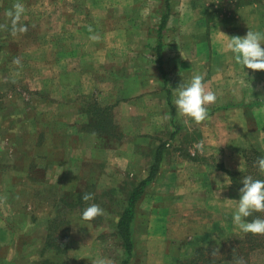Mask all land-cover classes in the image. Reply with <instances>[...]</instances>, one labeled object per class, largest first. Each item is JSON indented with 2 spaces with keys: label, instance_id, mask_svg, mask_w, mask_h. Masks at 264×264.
Returning a JSON list of instances; mask_svg holds the SVG:
<instances>
[{
  "label": "crops",
  "instance_id": "0c3cea01",
  "mask_svg": "<svg viewBox=\"0 0 264 264\" xmlns=\"http://www.w3.org/2000/svg\"><path fill=\"white\" fill-rule=\"evenodd\" d=\"M97 4L98 1L90 0L86 5ZM261 5L264 6V0H107L102 6L110 8L107 12L114 8L129 13L95 16L91 27L108 22L118 26L108 30L96 27L92 35L100 37L101 45L90 47V58H80L79 49L70 52L71 57L76 56L67 67L71 79L68 85L72 88L77 86L85 91L89 86L103 85V79H90L94 70L108 72L106 80L113 77L115 87L106 103L112 107L115 124L123 125L129 136L117 147L99 148V156L92 157L101 169L99 184L110 180L122 184L117 172L130 175L133 185L126 191L127 199L129 192L148 177L160 144H165L153 180L134 205L130 224L132 250L126 258L123 247L127 259L123 264H132L140 255L141 264L179 263L187 261L182 258L190 257L199 247L218 250L226 237L245 235L234 226L232 213L243 186L242 178L251 175L264 180V174L254 164L257 158L264 157V101L250 105L264 97V71L245 68V74L230 52H221L219 41L223 38L220 32L229 37L244 36L249 29L264 32ZM224 7L234 10L235 18L223 17ZM39 9L42 6L36 4L35 12ZM161 17L165 20L160 32L165 81L156 64L155 51L160 36L156 27ZM87 18L80 20L83 27L91 23V18ZM155 21L157 26L152 27ZM243 24L246 30L242 29ZM112 39L114 45L110 46ZM82 52L88 54V49ZM222 54H227L228 60L223 58L220 63ZM234 70L239 71L237 75ZM197 73L204 75L205 87L217 95L216 103L208 106L209 118L199 125L178 116L173 103L174 88ZM188 137L194 139L190 138L188 143ZM143 138L147 140L144 144ZM197 145H202V150ZM61 148L70 151L72 143ZM71 155L67 156L68 161ZM83 159L54 164V172H58L54 181L64 173L71 177L68 176L70 181L84 179L78 178L82 163L88 161ZM108 170L115 174L108 175ZM126 204L125 201L110 223V231L115 232L121 247L116 222ZM80 213L76 211V216L69 220L67 264H95L91 247L101 248L96 237L99 229H105L101 227L104 222L94 225L82 220ZM255 216L264 218V213H254L247 219ZM93 232L97 235L92 238ZM13 236L12 229L0 224V249H20L22 243L19 245ZM258 236L264 247V238H260L264 235ZM12 260L14 254H8L0 264H10Z\"/></svg>",
  "mask_w": 264,
  "mask_h": 264
},
{
  "label": "rangeland",
  "instance_id": "374dc122",
  "mask_svg": "<svg viewBox=\"0 0 264 264\" xmlns=\"http://www.w3.org/2000/svg\"><path fill=\"white\" fill-rule=\"evenodd\" d=\"M93 1L99 4L87 6L90 0H20L25 7L20 23L27 26V31L12 34L10 27L0 31V224L12 229L13 238L19 245L22 243L20 249L1 248L0 261L8 254H14L15 260L10 264H67L69 257L63 244L70 233L69 220L76 216V211L81 212L91 203L104 209V215L91 222L94 225L104 222L101 227L105 226L104 230L99 229L96 237L101 248L91 247L95 254L92 259H105L106 264H123L126 256L115 232L110 231V223L115 221L116 213L125 204L126 191L133 183L130 175L117 172L122 184H115L113 180L99 184L97 179L102 177L101 169L92 162V157L99 156V148L117 147L129 137L123 125L115 124L112 107L106 103L115 87L113 77L106 80L108 72L103 74L94 70L90 79L94 82L103 79L104 84L100 87L89 86L83 91L68 85L71 79L67 67L76 57H71L70 52L79 49L80 58H90V47L101 45V40L90 39L96 27L108 30L118 26L113 22L96 23L92 27L94 31L89 32L95 16L129 13L126 9L114 8L107 12L110 8L102 7L107 0ZM15 2L0 0V23L7 22L4 13ZM36 4L42 6L39 12H35ZM224 8L223 17L227 20L235 18L234 10ZM84 16L87 20L91 18V23L85 27L80 24ZM229 23L234 26L233 21ZM151 25L156 27L157 22ZM253 25L258 30L259 26ZM242 29L246 30L245 24ZM113 45L112 39L110 46ZM84 48L88 49V54H83ZM219 57L220 63L223 58L228 60L227 54ZM17 58L20 64L14 62ZM233 72L237 75L239 71ZM122 122L126 121L122 119ZM190 138L194 139L188 137V143ZM141 142L144 144L147 140L143 138ZM69 143H72L70 151L61 148ZM70 153L73 156L68 161ZM83 158L88 161L82 163L78 178L84 179L70 181L69 175L64 173L54 181L58 174L54 172V164ZM107 174L114 175L115 172L108 170ZM85 193H92L93 199L83 201ZM97 233L93 232L92 238ZM225 239L232 240V237ZM26 243L29 244L25 246ZM54 250L60 252L54 253ZM141 259L142 255L138 260ZM248 259L250 264H264V247L250 250ZM138 260L132 264H141ZM218 263L234 264L229 260Z\"/></svg>",
  "mask_w": 264,
  "mask_h": 264
},
{
  "label": "clouds",
  "instance_id": "9594fccd",
  "mask_svg": "<svg viewBox=\"0 0 264 264\" xmlns=\"http://www.w3.org/2000/svg\"><path fill=\"white\" fill-rule=\"evenodd\" d=\"M24 13V5L20 0H16L12 7L4 13L7 22L0 23V31H7L10 27L12 34L25 33L27 26L20 23ZM88 30L89 32L94 31L91 25ZM220 33L223 34V38L219 41L221 52H230L235 64L240 66L243 72L245 68L253 72L264 71V47H262L264 32L249 29L244 36L234 35L231 37L223 32ZM90 39L99 42L100 37L93 34ZM14 62L20 64L19 58ZM216 101V93L205 87L203 74H194L187 82H181L174 88L173 103L177 115L185 117L197 125L209 118L208 106ZM197 148L202 150V145H197ZM254 164L259 172L264 174V157L257 158ZM241 183L243 186L239 188V199L236 200L232 213L233 224L245 235H264V218L255 216L251 220L247 219L254 213H264V180L247 175L242 178ZM92 199V193H85L82 196V200L85 202ZM80 215L82 220L92 221L104 215V209L96 203H91L82 209ZM95 264H106V261L99 258ZM238 264H245L243 258L238 260Z\"/></svg>",
  "mask_w": 264,
  "mask_h": 264
},
{
  "label": "trees",
  "instance_id": "16d2710c",
  "mask_svg": "<svg viewBox=\"0 0 264 264\" xmlns=\"http://www.w3.org/2000/svg\"><path fill=\"white\" fill-rule=\"evenodd\" d=\"M165 15L166 14H163V16ZM164 21L165 20L163 19L160 20L158 26L156 27L158 34L160 36H158L159 38L157 39L158 43L155 46V51L157 55L156 64L160 70L162 78H164V81H165L166 78H165V73L161 65L162 56L160 53V50L162 48L160 32L162 31L164 27ZM263 101H264V97L261 100L252 102L250 105H260ZM164 145H165L164 143L160 144L158 148V155L156 157V163L152 165L148 177L142 180L138 185H136L129 192L128 197L126 199V203H127L126 207L124 208L123 212L120 214L119 218L117 219V222H116L117 233L127 253L126 258L129 257L131 250H132L130 224H131L133 214H134V205L137 199L140 197L143 190L145 189V187L153 180L154 175L159 167L160 152H162ZM63 246L65 247L66 245L63 244ZM63 246L61 245L60 247H63ZM259 247H263V246H262V240H259L258 235L247 234V235H244L242 238L238 236H232V240H229V239L222 240L221 245L218 250L209 249L205 247H199L196 250H194L192 256L189 259H187V261H181L179 263L180 264H216L223 260H229L230 262L234 264H238V260L240 258H243V260L245 261V264H250V261L248 259L250 250L258 249ZM55 252H60V251L56 250ZM213 254L215 255V257L213 256ZM126 262H127V259L124 260V263Z\"/></svg>",
  "mask_w": 264,
  "mask_h": 264
}]
</instances>
